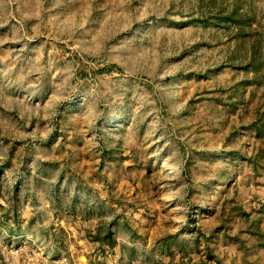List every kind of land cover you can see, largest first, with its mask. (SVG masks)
<instances>
[{
    "label": "rangeland",
    "instance_id": "374dc122",
    "mask_svg": "<svg viewBox=\"0 0 264 264\" xmlns=\"http://www.w3.org/2000/svg\"><path fill=\"white\" fill-rule=\"evenodd\" d=\"M0 264H264V0H0Z\"/></svg>",
    "mask_w": 264,
    "mask_h": 264
}]
</instances>
